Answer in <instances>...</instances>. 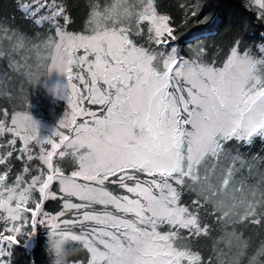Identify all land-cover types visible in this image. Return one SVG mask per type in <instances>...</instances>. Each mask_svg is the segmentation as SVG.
<instances>
[{"label": "snow or ice", "instance_id": "1", "mask_svg": "<svg viewBox=\"0 0 264 264\" xmlns=\"http://www.w3.org/2000/svg\"><path fill=\"white\" fill-rule=\"evenodd\" d=\"M253 3L264 19V0ZM17 6L47 28L30 36L0 19L10 102L27 104L28 86L58 72L68 81L70 113L41 137L28 111L0 108V137L12 136L0 147L13 146L0 155L7 169L0 174V264H13L14 246L41 228L49 239L81 240L88 258L77 264H239L248 244L230 225L264 227V154L250 151L256 138L264 143V33L245 48L237 37L216 66L207 48L190 45L185 54L171 43L178 39L172 18L156 0L96 5L91 30L81 33L67 31L70 17L58 0ZM201 7L194 2L187 14ZM13 151L24 166L8 184ZM54 157H69L72 170ZM58 199L61 209L49 212L46 202ZM218 229L213 255L192 249ZM257 255L264 257V245Z\"/></svg>", "mask_w": 264, "mask_h": 264}, {"label": "trees", "instance_id": "2", "mask_svg": "<svg viewBox=\"0 0 264 264\" xmlns=\"http://www.w3.org/2000/svg\"><path fill=\"white\" fill-rule=\"evenodd\" d=\"M58 2L66 7L70 17L67 31L81 33L91 30L88 26V20L94 6L99 5L103 8L104 6L117 3L118 0H58ZM119 2L121 4H139L140 0H119ZM194 2L201 4L202 7L198 15L192 17L187 13ZM156 4L158 11L170 15L172 18L171 24L174 27V35L178 39L171 41V43L178 44L185 54H187V48L190 45H199L207 48L209 50L208 62L214 60L216 66H222L227 52L237 37L241 40L240 47L245 48L254 41H258L260 35L264 33V19L259 17L257 8L251 0H156ZM181 5H185V7L182 8ZM209 15L212 17L211 20L197 23V21H203L204 17ZM0 19H3L7 24L18 27L30 36L37 31L43 34L47 28V25L44 28H38L32 23L31 18L26 20L18 9L17 0H0ZM3 35V32H0V49H6L8 44ZM137 39L143 42L141 38ZM6 64V58H0V68L6 67ZM9 72L13 74L11 70ZM43 78L45 76H41L38 83L29 85L25 90L27 104L14 106L8 96L11 82H5L3 74L0 73V108L7 107L11 113L13 108L16 107V110L28 111L30 115L37 119L56 123L62 117L63 104L53 99L44 89L42 85ZM92 108L97 109L98 107L92 106ZM250 151L251 153L259 152L264 154V143L259 138H256ZM16 155L17 153L13 151V156L8 158L11 161L8 184L15 180L16 175L22 172L24 166L21 160L15 159ZM56 162H58V157L54 158V163ZM32 163L38 164L39 161H33ZM59 163L66 172L72 170L73 165L69 158L67 161ZM6 170L5 165H3L2 171ZM129 183L131 182L129 181ZM107 186L114 191L127 194L123 189H118L115 185L108 184ZM191 199V194H185V202L191 203ZM62 203L59 199L55 201L49 200L45 206L49 212L55 213L61 209ZM3 227L4 224L0 221V228ZM230 227L235 228L237 234L247 241L248 244L243 249V255L238 257L239 264H252L253 257L256 258L257 262L264 261V257L257 255L261 246L264 245V227L260 225L244 226L243 224L230 225ZM222 235L223 230L218 229L213 232L211 237H201L193 240L190 246L194 251L200 252L203 257L207 258L214 254V246L216 242L220 241ZM45 238L46 235L41 228L37 237L29 241L24 247L14 246L13 264H49L44 251ZM87 258L88 254L82 248L75 257L76 260L84 261Z\"/></svg>", "mask_w": 264, "mask_h": 264}, {"label": "rangeland", "instance_id": "3", "mask_svg": "<svg viewBox=\"0 0 264 264\" xmlns=\"http://www.w3.org/2000/svg\"><path fill=\"white\" fill-rule=\"evenodd\" d=\"M251 2L253 3V0H251ZM254 4V3H253ZM255 5V4H254ZM77 55H83V49H80L77 52ZM91 58V57H89ZM67 78L62 76L61 74H59L58 72H51L50 74L46 75L45 78H43L42 80V85L44 87V89L49 93V95L53 98L56 99L58 102H62L63 104V114L62 117L56 122V123H49V122H45L42 121L40 119H37L35 117H33L32 115H29L33 118V120L36 122V124L38 125V130H39V134L41 137H49L53 134V132L57 129V126L59 124V121L61 119H63V117L66 115V113H70V106L67 103V99H66V95L68 92L67 89ZM78 83V82H77ZM81 88L83 87V85H78ZM83 107H87V108H91L92 110H98L100 106L98 105H89L87 104V102L84 103V105H82ZM93 107H98L97 109L92 108ZM99 114V112H98ZM81 118H78L77 122H80ZM62 131H64L66 134L68 133L67 129H61ZM12 138L11 134H8L5 137H0V142H3L5 139H9ZM16 139V144H15V148H19L22 146V141H20L19 138H15ZM57 142L59 140V138H56ZM35 144V142H33L31 145H29V147H33V145ZM44 147L46 149L50 150V145H44ZM13 146L9 145L8 148H2L0 147V154L4 155L6 153V151L8 150H12ZM40 146L39 145H35L33 148L34 152H39ZM55 158V157H54ZM53 158V159H54ZM69 157H65L62 160H58V162H64L67 161ZM70 160V158H69ZM131 197V194H128ZM135 198V197H132ZM73 202H79L77 201L75 198H72ZM15 203V202H13ZM98 210L102 209V206L97 205L95 206ZM114 211L113 209H109ZM5 214L0 211V216H4ZM119 215H123V214H119ZM71 213L67 214L65 218H70ZM131 218V217H128Z\"/></svg>", "mask_w": 264, "mask_h": 264}, {"label": "clouds", "instance_id": "4", "mask_svg": "<svg viewBox=\"0 0 264 264\" xmlns=\"http://www.w3.org/2000/svg\"><path fill=\"white\" fill-rule=\"evenodd\" d=\"M83 242L72 238H45V255L49 264H77L75 257L79 254Z\"/></svg>", "mask_w": 264, "mask_h": 264}, {"label": "flooded vegetation", "instance_id": "5", "mask_svg": "<svg viewBox=\"0 0 264 264\" xmlns=\"http://www.w3.org/2000/svg\"><path fill=\"white\" fill-rule=\"evenodd\" d=\"M49 123H51V122H49ZM2 167H3V165H0V174H2L4 172V171H2ZM7 183H8V179H7Z\"/></svg>", "mask_w": 264, "mask_h": 264}]
</instances>
